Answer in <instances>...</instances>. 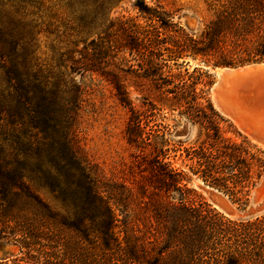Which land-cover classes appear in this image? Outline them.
<instances>
[{"label":"trees","instance_id":"obj_1","mask_svg":"<svg viewBox=\"0 0 264 264\" xmlns=\"http://www.w3.org/2000/svg\"><path fill=\"white\" fill-rule=\"evenodd\" d=\"M207 1L217 6L215 15L199 33L189 34L136 0L138 12L159 23L139 31L131 26L121 46L138 69L107 71L113 60L98 57L109 47L101 42H90L77 60L64 59L73 72L103 77L127 110L124 139L132 177L138 176L131 186L103 179L80 150V88L60 102L58 92L45 85L33 91L16 64L6 70L0 246L12 245L18 255L0 264H264V214L229 219L188 187L195 180L244 208L264 177V151L245 137L225 138L220 125L226 121L196 91L199 82L192 75H208L198 69L173 75L168 65L178 68L186 58L214 67L264 61V0ZM121 72L136 79L142 110L130 100ZM163 107L179 110L197 127L192 144L166 137L170 125L160 114ZM177 161L186 171L175 167ZM35 188L47 191L59 210Z\"/></svg>","mask_w":264,"mask_h":264},{"label":"rangeland","instance_id":"obj_2","mask_svg":"<svg viewBox=\"0 0 264 264\" xmlns=\"http://www.w3.org/2000/svg\"><path fill=\"white\" fill-rule=\"evenodd\" d=\"M135 1L0 0V97L7 92L6 70L12 63L16 64L18 70L27 78L28 86L33 87V91L36 86L45 85L47 90L58 92L60 102L71 97V90L80 88L82 95L76 127L78 146L103 179L127 186H131L132 181L138 178L136 175L132 177L131 150L124 139L129 114L119 105L113 87L103 77L73 72L70 64L64 59L70 56L77 60L90 42H101L109 47L102 50L103 52L100 51L98 57L113 60L109 62L107 71H116L115 66L129 72L138 69L128 52L121 46L124 45L131 26H135L139 31L149 25L156 27L159 23H149L147 17L139 13L134 6ZM142 1L153 12L161 14L160 17L164 21L178 25L189 34L199 33L213 18L217 9L216 5H211L207 0ZM87 54H91V51L87 50ZM121 60L123 62H120ZM183 61L186 64H182ZM112 63L115 65H111ZM178 64L181 65L176 68L171 62L168 63L171 74H184V70L191 74L193 69H198L200 73L208 75L192 76L199 82L195 87L196 91L204 92L218 112L214 106L211 87L217 78L215 70L222 66L204 64L199 58H186L179 60ZM120 75L133 105L142 110L141 99L133 87L136 79L123 72ZM178 113L179 110L168 111V108L163 107L160 114L167 118L164 122L170 125L166 137L171 142L192 144L197 138V127L191 126ZM219 115L226 121L220 125L225 138L239 142L245 137L251 144L264 151V148L243 134L232 120L220 113ZM175 167L186 171L179 161ZM261 181L251 190L249 202L244 208L234 203L230 197L211 191L195 180H192L188 187L227 218L248 220L264 214V184L261 185ZM35 190L52 209L59 210V205L47 191L38 188ZM219 197L234 210V215L228 216L218 207ZM186 200L196 201L194 196L186 197ZM17 255L16 247L0 246V260Z\"/></svg>","mask_w":264,"mask_h":264},{"label":"bare ground","instance_id":"obj_3","mask_svg":"<svg viewBox=\"0 0 264 264\" xmlns=\"http://www.w3.org/2000/svg\"><path fill=\"white\" fill-rule=\"evenodd\" d=\"M248 71V75H254L255 79L264 80V74L255 75L254 67H250ZM215 73L217 78H221L223 80L222 83L225 86L224 91L216 87V85L212 88L216 108L221 113L224 110H228L227 117L237 125L238 129L243 134H245L251 141L255 142L251 139V136L246 133V131L240 129L238 123L236 122L239 117L247 119L250 122V125H252V129L257 127L263 132L260 133L262 135L261 138L264 140V90L261 92L260 87H256L251 90H242L236 81L238 79H243L245 74H241V71L230 72L232 73L231 76L222 75V71L220 69H216ZM261 89H264V87H261ZM224 103H226L228 109H226ZM263 184L264 178L261 181V185ZM256 195H258V189L256 191Z\"/></svg>","mask_w":264,"mask_h":264},{"label":"water","instance_id":"obj_4","mask_svg":"<svg viewBox=\"0 0 264 264\" xmlns=\"http://www.w3.org/2000/svg\"><path fill=\"white\" fill-rule=\"evenodd\" d=\"M250 67H254L255 69V75H259V74H264V61L262 62H257V63H250V64H247V65H244V66H241V67H226V66H222V67H219L217 69H220L222 71V75H227V76H231L232 73L230 72H237V71H241V74H245L243 79H238L235 80L237 81V84H239V87L242 89V90H251V89H255L256 87H260V90L262 92V90L264 89H261V87H264V80H261V79H255L254 78V75L253 76H250L248 75L249 73V68ZM222 79L221 78H216V80L213 82V85H216V87L220 88L222 91L225 90V86L223 85L222 83ZM212 87H211V92H213L212 90ZM213 94V93H212ZM216 94V93H214ZM215 106V105H214ZM224 106L227 108V105L226 103H224ZM216 108V107H215ZM217 109V108H216ZM218 110V109H217ZM227 111L228 110H224L222 111V113L218 110V112L227 118ZM228 119V118H227ZM230 120V119H229ZM231 121V120H230ZM240 127V129H242L243 131H246V133L248 135L251 136V139H253L255 141V143L259 144L262 148H264V140L261 138V133L262 132L259 128L255 127V129H252V125H250V122L245 119V118H242V117H239L237 118V121H236ZM264 125V123H263ZM263 133V132H262ZM264 178V177H263ZM262 178V179H263ZM261 179V180H262ZM260 180V181H261ZM259 181V183H260ZM258 183V184H259ZM257 184V185H258ZM256 185V186H257ZM209 189V188H208ZM212 190V189H210ZM213 191V190H212ZM211 192V191H210ZM216 192V191H215ZM218 199V207L228 216H231V215H234V210L233 209H230L229 206L227 204L224 203V201L222 199L217 198Z\"/></svg>","mask_w":264,"mask_h":264}]
</instances>
